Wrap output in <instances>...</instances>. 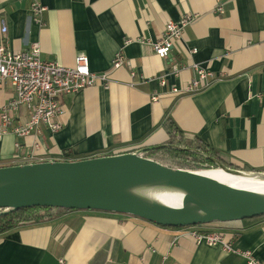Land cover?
Wrapping results in <instances>:
<instances>
[{"label":"crops","instance_id":"0c3cea01","mask_svg":"<svg viewBox=\"0 0 264 264\" xmlns=\"http://www.w3.org/2000/svg\"><path fill=\"white\" fill-rule=\"evenodd\" d=\"M34 2L46 8L40 22L31 11ZM216 6L217 0H0V46L22 52L38 44L44 61L66 67L85 54L93 73L110 76L108 88L62 98V130L42 127L23 139L6 135L0 167L164 145L171 121L232 164L264 172V0H225L223 15ZM188 16L196 20L185 28L172 61L161 59L148 43L161 38L169 21ZM120 52L125 62L113 69ZM175 61L185 69L178 78L168 75L162 87L159 77ZM193 64L216 80L202 92L174 95L172 87L197 78ZM14 97L10 82L0 87V106ZM33 154L37 161H29ZM192 230L219 233L264 264V219ZM190 231L124 215L65 213L0 235V264H247L237 253L197 243Z\"/></svg>","mask_w":264,"mask_h":264},{"label":"water","instance_id":"95a60500","mask_svg":"<svg viewBox=\"0 0 264 264\" xmlns=\"http://www.w3.org/2000/svg\"><path fill=\"white\" fill-rule=\"evenodd\" d=\"M160 149L190 152L211 161L214 170L264 182V172L232 169L201 151L164 144L78 161L0 167V216L35 207L60 208L124 215L166 228L264 216V188H241L143 156Z\"/></svg>","mask_w":264,"mask_h":264},{"label":"built area","instance_id":"2783aa9c","mask_svg":"<svg viewBox=\"0 0 264 264\" xmlns=\"http://www.w3.org/2000/svg\"><path fill=\"white\" fill-rule=\"evenodd\" d=\"M224 4L225 0H217V14L225 13ZM45 10L38 2L31 5L32 14L38 22L41 20L37 17ZM195 20L196 16H188L179 22L169 21L161 38L155 43L149 42L148 45L161 59L172 61L177 42L181 40L185 28ZM195 52L196 50L193 51ZM124 62L125 57L120 52L113 61V69L121 68ZM191 68L196 72L197 78L183 87H172L171 92L174 95L202 92L216 80L212 72L200 65L193 64ZM184 69V65L175 61L170 71L159 77L161 86H167L168 75L178 78ZM109 79V74H96L91 71L89 58L85 54L76 57L75 66L66 67L59 62L44 61L38 44H33L26 51L11 52L3 43L0 46V87L10 82L15 90V97L7 105L0 106V141L10 133L22 139L39 134L42 127L55 133L62 130L64 124L61 118L65 114L62 98L97 85L108 88ZM16 147L19 145L16 144ZM37 160L35 154L29 157V161ZM189 228L190 236L197 243L221 247L227 253H237L247 264H263L252 252L235 249L233 243L226 241L219 233L199 232L192 230L196 227Z\"/></svg>","mask_w":264,"mask_h":264},{"label":"trees","instance_id":"16d2710c","mask_svg":"<svg viewBox=\"0 0 264 264\" xmlns=\"http://www.w3.org/2000/svg\"><path fill=\"white\" fill-rule=\"evenodd\" d=\"M165 129L169 137L168 142L166 144L201 151L232 169H239L247 172H263V171L254 170L248 166L238 167L232 164L231 162L227 161L218 151L214 150L208 144L202 141V139L186 138L182 132H180L177 128H175V126L171 121L165 125ZM135 151L136 150H128L122 153H130ZM112 155L115 154H108L106 156H112ZM143 156L174 169H182V170L195 171V172L216 169V166L211 161H208L199 155L185 151L160 149V150L148 151L144 153ZM65 161L67 162V161H75V160L70 154H66ZM72 212H79V211L60 209V208L35 207V208L22 209L7 215H1L0 235H4L21 226H26L31 224H36V225L42 224L51 221L62 214L72 213ZM262 219H264V216L247 219L242 222L250 226ZM174 229H181V228H174Z\"/></svg>","mask_w":264,"mask_h":264},{"label":"bare ground","instance_id":"6f19581e","mask_svg":"<svg viewBox=\"0 0 264 264\" xmlns=\"http://www.w3.org/2000/svg\"><path fill=\"white\" fill-rule=\"evenodd\" d=\"M205 175L216 178L218 180H221L225 183H230L233 185H236L241 188L245 189H263L264 188V182H260L258 180L254 179H248V178H237V177H232L228 174H225L224 172L220 170H205L202 171ZM241 182L245 184V182L249 183V185H244L241 186ZM168 201V200H167ZM168 202L175 204L176 200L170 199Z\"/></svg>","mask_w":264,"mask_h":264},{"label":"rangeland","instance_id":"374dc122","mask_svg":"<svg viewBox=\"0 0 264 264\" xmlns=\"http://www.w3.org/2000/svg\"><path fill=\"white\" fill-rule=\"evenodd\" d=\"M241 186H244V185H249V183L245 182V184L243 182H241L240 184Z\"/></svg>","mask_w":264,"mask_h":264}]
</instances>
